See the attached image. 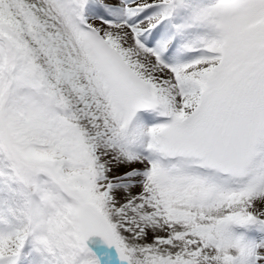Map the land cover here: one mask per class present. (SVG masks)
<instances>
[{"label":"snow or ice","instance_id":"1","mask_svg":"<svg viewBox=\"0 0 264 264\" xmlns=\"http://www.w3.org/2000/svg\"><path fill=\"white\" fill-rule=\"evenodd\" d=\"M0 264H264V0H0Z\"/></svg>","mask_w":264,"mask_h":264}]
</instances>
